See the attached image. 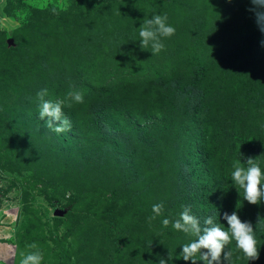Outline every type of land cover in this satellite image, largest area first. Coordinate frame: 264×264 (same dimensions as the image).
I'll return each mask as SVG.
<instances>
[{"label": "rangeland", "instance_id": "rangeland-1", "mask_svg": "<svg viewBox=\"0 0 264 264\" xmlns=\"http://www.w3.org/2000/svg\"><path fill=\"white\" fill-rule=\"evenodd\" d=\"M254 7L0 0V264H19L33 243L42 264H192L180 253L196 237L162 224L186 206L201 227L211 216L229 232L223 214L236 211L253 226L259 258L235 240L224 251L232 264H264V201L249 204L232 180L238 160L247 169L254 158L264 173V33ZM154 14L176 30L159 54L140 44ZM45 88V100L64 101L70 131L40 120ZM72 88L83 103L66 99Z\"/></svg>", "mask_w": 264, "mask_h": 264}, {"label": "clouds", "instance_id": "clouds-1", "mask_svg": "<svg viewBox=\"0 0 264 264\" xmlns=\"http://www.w3.org/2000/svg\"><path fill=\"white\" fill-rule=\"evenodd\" d=\"M251 3L255 7L249 9V11L255 12L256 22L260 31L264 33V11L258 10L264 9V0H251ZM53 11L55 12V9ZM167 20V14H154L150 19H144L139 27L140 44L144 48L151 47V54H159L165 49L161 38L171 37L175 34V28L169 25ZM261 45L264 46V40L261 41ZM47 95L48 90L46 88L41 89L36 94L40 101V120H45L47 117L45 121L47 128L56 133L70 131L71 122L64 116L63 112L64 101L57 100L53 102L45 100ZM66 99L76 103H83L84 96L82 92L72 88ZM53 121H60V124L54 126ZM246 164L249 165L247 169L241 166L242 164L239 160L233 165L232 180L244 189L243 199L249 204L256 205L264 201V183H262L264 181V173H262L259 165L254 162V158H248ZM163 211L164 204L162 202L154 204L152 206L153 215L148 217L149 223L155 220L157 216L162 215ZM223 219L227 221L230 232L225 231L220 224L215 223L211 216L205 218L204 227H201L199 219L192 215L190 207L186 206L181 212L179 219L171 222L165 218L162 224L167 227L172 223L174 229L196 237L192 242L183 245L180 253L183 260H191L192 264H196L197 260L193 258L197 254L200 255L201 260L206 262V264H221L222 253L223 261L226 264H232V252L230 250L224 251L231 240H235L236 247L244 253L248 260H257L259 258V247H257L252 224L247 221L242 222L236 211L231 214L224 213ZM28 248L36 250L27 253L21 251L19 253L21 257L19 264H42L43 255L38 250V246L33 243L28 245ZM202 249L206 251L202 252ZM170 259L172 258L168 256V260ZM158 264H167V261L165 258H160Z\"/></svg>", "mask_w": 264, "mask_h": 264}, {"label": "crops", "instance_id": "crops-1", "mask_svg": "<svg viewBox=\"0 0 264 264\" xmlns=\"http://www.w3.org/2000/svg\"><path fill=\"white\" fill-rule=\"evenodd\" d=\"M7 229H9V227H8ZM3 236H4V238H6V237L8 236V234H6V235H3ZM5 255H7V256H8V253H6Z\"/></svg>", "mask_w": 264, "mask_h": 264}]
</instances>
